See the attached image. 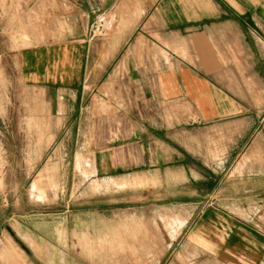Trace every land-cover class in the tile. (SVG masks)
<instances>
[{
  "label": "rangeland",
  "instance_id": "1",
  "mask_svg": "<svg viewBox=\"0 0 264 264\" xmlns=\"http://www.w3.org/2000/svg\"><path fill=\"white\" fill-rule=\"evenodd\" d=\"M50 1L0 0V264H244L226 254L235 246L227 233L236 225L241 240L243 230L264 234V205L256 195L234 196L218 180L226 159L213 157L218 150L209 141H203L204 165L185 158L199 172L197 181L180 179L179 165L173 173L159 165L155 175L148 164L109 165L108 172L98 165L100 153L121 142L128 121H139L142 139L148 124L164 123L162 102L149 101L147 86L132 83L137 71L114 61L91 70L108 87L88 86L76 103L54 86L28 84L22 50L36 40L70 39L52 36L68 26L53 21ZM112 27L102 20L93 30ZM174 129L179 140L180 125ZM154 135L164 140L163 129ZM260 151L252 150L253 161ZM159 154L162 160L164 150ZM255 180L252 194L263 182ZM250 199L247 211L233 210V201L244 206Z\"/></svg>",
  "mask_w": 264,
  "mask_h": 264
},
{
  "label": "crops",
  "instance_id": "2",
  "mask_svg": "<svg viewBox=\"0 0 264 264\" xmlns=\"http://www.w3.org/2000/svg\"><path fill=\"white\" fill-rule=\"evenodd\" d=\"M50 2L53 21L62 26L67 21L68 26L65 33L53 30L52 36L70 39L48 44L36 40L22 50L28 84L54 86L59 94H68V102H81L86 87H108V82L93 80L91 70L106 69L114 61L116 68L137 71L132 83L146 85L147 99L164 107V123L148 124L146 147L140 144L147 136L141 138L145 134L139 121H128L121 142L100 153L101 169L148 164L155 175L159 165L165 173H173L172 167L179 165L180 179L197 181L202 179L199 172L185 158L204 165L206 139L210 148L218 150L213 157L226 159L218 180H226L234 196L256 195L264 205V0ZM102 20L113 22L110 32L93 30ZM57 97L58 104L63 102V96ZM173 121L181 127L179 140L172 134L177 131ZM156 129H163V141H156ZM241 134L247 139L238 138ZM237 148L242 149L237 153ZM256 149L261 150L259 162L252 158ZM162 150L164 158L156 159ZM255 179L263 181L258 194L251 193ZM251 203L250 199L242 206L235 200L231 206L234 211H247ZM239 229L230 226L226 239L231 236L235 246L226 254L243 258L244 264H264V234L243 230L241 240Z\"/></svg>",
  "mask_w": 264,
  "mask_h": 264
}]
</instances>
